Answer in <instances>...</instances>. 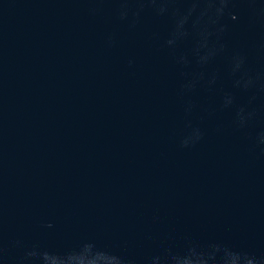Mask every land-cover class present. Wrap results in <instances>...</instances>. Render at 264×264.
<instances>
[{
    "label": "water",
    "instance_id": "1",
    "mask_svg": "<svg viewBox=\"0 0 264 264\" xmlns=\"http://www.w3.org/2000/svg\"><path fill=\"white\" fill-rule=\"evenodd\" d=\"M0 264H264V0H0Z\"/></svg>",
    "mask_w": 264,
    "mask_h": 264
}]
</instances>
